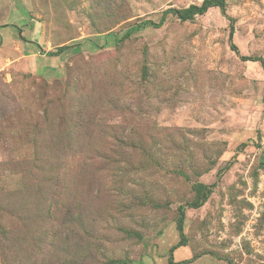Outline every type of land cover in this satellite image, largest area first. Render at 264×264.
Returning a JSON list of instances; mask_svg holds the SVG:
<instances>
[{
  "label": "rangeland",
  "instance_id": "1",
  "mask_svg": "<svg viewBox=\"0 0 264 264\" xmlns=\"http://www.w3.org/2000/svg\"><path fill=\"white\" fill-rule=\"evenodd\" d=\"M203 1L0 0V264H167L181 206L174 263L264 264V0L238 54Z\"/></svg>",
  "mask_w": 264,
  "mask_h": 264
},
{
  "label": "trees",
  "instance_id": "2",
  "mask_svg": "<svg viewBox=\"0 0 264 264\" xmlns=\"http://www.w3.org/2000/svg\"><path fill=\"white\" fill-rule=\"evenodd\" d=\"M225 1L224 0H204L200 5H190L187 8L184 9H169L163 12L162 18L160 23L164 20V18L167 15H173L177 17L180 21H187L192 19L194 16H201L204 15L209 9L212 8H217L220 12V14L229 22V41H230V49L232 52L238 54V49L237 47L232 43V36L234 34V26H233V19L229 18L225 14ZM148 24H151L153 28H158L159 24H154L149 22ZM134 28H139L137 27H131L129 28L126 33L123 35L122 39L126 38L128 35L131 34L132 31L136 30ZM70 47L68 46H61L58 47L55 51L53 52H48L46 55L48 57H58L65 51H67ZM240 60L242 62H257L260 64V67L264 73V59L263 58H252V57H246V56H241ZM240 146H244V144H241ZM220 172V171H219ZM214 186V185H212ZM212 186H204L201 184H195V192L197 193V201L189 204L187 208L191 209H198L200 208L203 203L207 200L208 196L211 193ZM183 221H184V207H179V217L176 222V230L178 232L179 240L178 242L172 246L169 249V256L167 258V264H187L192 262V259L190 260H185L182 262L174 263L173 259V252L177 250L178 248L185 247L186 246V237L183 232Z\"/></svg>",
  "mask_w": 264,
  "mask_h": 264
},
{
  "label": "crops",
  "instance_id": "3",
  "mask_svg": "<svg viewBox=\"0 0 264 264\" xmlns=\"http://www.w3.org/2000/svg\"><path fill=\"white\" fill-rule=\"evenodd\" d=\"M37 47L39 48V45H37Z\"/></svg>",
  "mask_w": 264,
  "mask_h": 264
}]
</instances>
